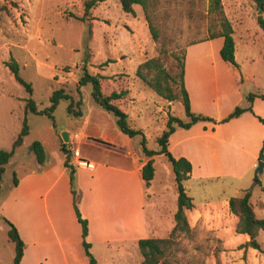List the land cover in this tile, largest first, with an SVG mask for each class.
Segmentation results:
<instances>
[{"label":"crops","instance_id":"crops-1","mask_svg":"<svg viewBox=\"0 0 264 264\" xmlns=\"http://www.w3.org/2000/svg\"><path fill=\"white\" fill-rule=\"evenodd\" d=\"M222 45L223 37L217 36L186 46L184 87L190 111L213 121H198L189 128L177 127L169 135L167 146L175 158L184 157L192 166L183 186L193 203L192 208L185 210L193 232L215 235L222 240L218 256L221 264H264V252L243 246L249 241V235L242 234L232 243L227 242V237L229 240L232 237L224 235L228 219L232 216L237 219L229 210V198L250 190L249 174L259 159L264 141V125L258 119H264V98L255 97L248 102L247 95L264 91L251 92L257 85L255 72H242L237 43V66L221 58ZM251 60H254L252 56ZM244 83L251 87L243 89ZM132 89V84L125 86L126 94L115 102L128 114L129 120L131 105L125 102L132 97ZM165 101L171 114L174 102ZM237 106H250L251 111L220 122ZM80 108L82 115L76 117L81 121L77 142L103 150L104 155L101 158L88 156L82 153L79 145L74 146L91 166L79 163L72 153V159H68L75 170L71 186L69 169L64 165L65 154L58 163L51 161L40 141L46 154L44 163L16 178V184L0 204V212L16 226L25 242L21 264H42L41 261L45 264H89L82 251L81 225L73 204L75 192L79 194V212L88 221L86 240L95 264H137L142 260L138 240L164 237L175 225L176 183L174 191L168 184L154 188V159L160 154L145 156L140 142L134 139L136 136L127 139L124 137L127 135L119 133L115 127L114 139L108 140L105 134L99 138L91 136V132H86L91 122L100 132L101 122L113 126V119L99 107L84 105L83 100ZM166 120H163L164 128ZM138 129L146 136L143 127ZM65 132L68 133L67 141L72 143V136L67 130ZM150 159L154 175L146 186L141 167ZM165 171L168 177L170 171L168 168ZM225 178L239 182L234 194L221 187L220 180ZM260 203L259 208H262L263 203ZM260 245L264 251V244Z\"/></svg>","mask_w":264,"mask_h":264},{"label":"rangeland","instance_id":"rangeland-1","mask_svg":"<svg viewBox=\"0 0 264 264\" xmlns=\"http://www.w3.org/2000/svg\"><path fill=\"white\" fill-rule=\"evenodd\" d=\"M85 1L0 0V150L11 149L24 120L29 128L22 144L14 150L4 166L0 204L13 187V176L19 179L37 166L31 150V144L36 140L44 143L51 161L55 163L63 158L62 147L69 150V161L72 159L70 149L76 145L85 155L97 158L104 155L103 150L83 145L77 140V143L63 140V131L67 130L71 136L81 131L79 118L68 113L69 100L59 101L51 119L47 115L25 113L27 98L31 97L38 108H45L49 105L51 92L62 87L74 100L81 98L84 105L91 104L105 111L93 100L91 83L81 86L80 93L77 91V80L84 66L89 73L100 76L104 93L119 92L132 84V97L125 102V105H131L132 121L129 122L134 128L143 127L147 137L146 146L158 150L160 147L156 138L164 130L163 120L169 115L166 99L161 97L158 100L160 96L137 76L138 66L152 59L175 74L179 71L181 57L184 62L186 46L204 40L211 31L220 29L215 14L208 11L209 0H160L152 13V23L158 35L156 40L152 38L140 5L134 4V12L128 13L122 10L119 0H104L85 16ZM222 3L235 30L233 37L237 43L238 58L243 64L242 72H255L254 80L259 88L252 87L251 92H263L264 32L257 22V16L264 18V7L258 14L261 6L254 0H222ZM82 16L84 21L78 19ZM247 36L250 38L247 39ZM11 58L19 65L20 76L31 84V95L14 79L7 67L6 63ZM141 73L151 78L155 69L143 67ZM249 87V83H244L243 89ZM173 102L171 115L185 120L187 116L182 100ZM105 113L112 117L113 126L102 121V129L97 132L94 122H91L86 132L98 138L105 134L111 140L114 139V127L118 132L120 130L114 115ZM124 137L128 139L129 136ZM134 139L140 142L139 136ZM260 160L264 162V150ZM257 162L248 179L250 201L256 216L264 218V168L258 175V181L253 182ZM154 163V188L168 184L174 191L175 181L167 157L160 154L155 157ZM166 168L170 171L168 177ZM238 184L237 180H220L221 187L232 194ZM260 201L262 208H259ZM3 217L0 212V264H13L15 246L8 238L9 225ZM236 224L234 216L228 219L224 235L232 237L231 240L227 237L229 243L242 235L234 229ZM178 240L175 247L177 264H221L218 256L222 240L215 235L192 232L191 236H181ZM257 241L264 244V229L260 230ZM82 251L84 254V248ZM41 263L45 264L43 261Z\"/></svg>","mask_w":264,"mask_h":264},{"label":"trees","instance_id":"trees-1","mask_svg":"<svg viewBox=\"0 0 264 264\" xmlns=\"http://www.w3.org/2000/svg\"><path fill=\"white\" fill-rule=\"evenodd\" d=\"M104 0H87L84 3V15L87 16L91 9L95 7L98 3ZM257 5L264 7V0H254ZM121 8L124 12L133 13V5L138 4L141 6L144 17L147 21L148 27L150 29L152 38L157 39V30L152 23V13L154 9L158 6L160 0H119ZM208 11L214 13L215 17L219 22L220 29L216 31H211L208 38H214L217 36L223 37V45L220 49L221 58L234 66H237L235 61V41L233 38V27L229 18L226 16L222 0H209ZM79 20L84 21V16L78 17ZM257 22L264 32V18L262 15L257 16ZM206 39V38H205ZM14 79L22 84L29 95L32 93L31 84L26 82L19 74L18 63L11 58L6 63ZM145 67L148 69L154 68L155 73L153 77L148 78L145 74L141 73V69ZM137 76L145 82V84L150 87L157 95L168 100L174 101L181 99L184 105V110L186 116L189 120L184 121L177 116L169 114L166 120V125L164 130L159 136H157L156 141L159 145V149H150L146 146V138L141 129L134 128L131 126L128 118V114L123 111L117 104L116 100L120 99L126 94V90L119 92L112 91L111 93H104L102 91V85L100 76L97 74H91L88 72L86 66L83 67V72L77 80V91L80 93V87L91 83L92 90L91 96L93 100L105 111L110 112L114 115L116 119V124L119 130L129 136V137H140V148L145 156L152 157L154 155L163 154L169 160L172 171L174 173V179L177 189V210L174 213L175 225L167 236L159 238H141L138 240V249L142 255L141 262L137 264H177V259L175 257V247L178 244L181 236L189 237L191 236L193 230L191 229L185 210L193 207L192 199L187 195L185 188L183 186V181L187 179L191 172V163L184 157L175 158L168 149V138L169 135L177 128H189L193 123L198 121L211 120V118L204 116L202 114H196L190 111L189 99L187 91L184 87V62L181 57L179 62V71L172 74L165 70L161 65L155 63L154 60L148 59L142 62L136 71ZM178 78V79H177ZM178 86V90L176 89ZM255 97L264 98L263 94L249 93L247 95L248 102H251ZM60 100H69L68 113L74 117H80L82 111L80 106L82 104V99L74 100L73 97L66 92L64 88L55 89L51 92L49 96V105L45 108H38L34 100L29 97L25 100L24 111L25 113L31 112L34 114L47 115L49 118L53 119V111L56 108ZM250 110L251 107L246 108L237 106L235 109L229 113L225 118L220 120V122H226L231 118L239 116L242 112ZM258 119L264 125V119L258 117ZM29 132L26 120L23 121V126L18 133L17 137L12 143L10 150H0V191H1V181L4 172L5 164L12 157L14 150L19 147L23 142V137ZM31 150L34 154L35 160L38 164H43L46 158L45 150L40 141L36 140L31 144ZM65 154L64 165L69 169V179L71 186L74 179V167L68 163L69 150L62 147ZM264 150V141L262 148L259 153V159H262V152ZM154 175V167L152 160H148L141 167V177L146 186H149L150 181ZM13 185L16 184V176H13ZM251 192L246 190L240 196H232L229 198V210L237 217V224L235 227L236 232L240 234L249 235V241L245 242L243 246L252 247L263 251L260 243L257 241V236L260 230L264 229V218H259L256 216L253 205L250 201ZM79 194L75 192L74 194V209L77 215V219L81 225V237L82 245L85 250V254L89 258V264H95V259L93 258L91 252L89 251L90 244L87 242L86 237L88 233V221L83 218L78 209ZM3 220L9 225L8 238L14 243L15 254L13 258V264H21V258L25 249V242L20 236L16 226L10 222L8 219L3 217Z\"/></svg>","mask_w":264,"mask_h":264},{"label":"water","instance_id":"water-1","mask_svg":"<svg viewBox=\"0 0 264 264\" xmlns=\"http://www.w3.org/2000/svg\"><path fill=\"white\" fill-rule=\"evenodd\" d=\"M261 11H262V7H260L258 14H260ZM61 135H62V138L64 141L68 140V133L67 132L63 131ZM263 168H264V162L259 159L257 162V167L254 171V180H253L254 183H256L258 181V175L263 171Z\"/></svg>","mask_w":264,"mask_h":264},{"label":"built area","instance_id":"built-area-1","mask_svg":"<svg viewBox=\"0 0 264 264\" xmlns=\"http://www.w3.org/2000/svg\"><path fill=\"white\" fill-rule=\"evenodd\" d=\"M78 139H80V133L76 132V133H74V134L72 135L71 140H72V141H76V140H78ZM72 153H73V155H74L75 157L78 158V162H79V163L84 164V165H87V166H91V164H90L88 161H85L84 159H82V158L80 157V149H79L78 147H73V148H72Z\"/></svg>","mask_w":264,"mask_h":264}]
</instances>
